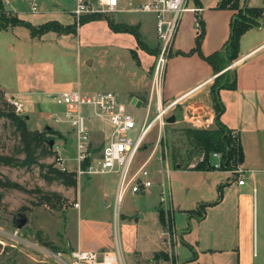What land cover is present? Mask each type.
<instances>
[{
  "label": "crops",
  "instance_id": "obj_1",
  "mask_svg": "<svg viewBox=\"0 0 264 264\" xmlns=\"http://www.w3.org/2000/svg\"><path fill=\"white\" fill-rule=\"evenodd\" d=\"M3 1L6 11L34 26L48 21H55L64 26L75 23L71 14L74 0L72 6L67 0ZM14 1H18L17 4L20 7L12 6L11 3ZM33 2L37 5V11L31 10ZM219 2L220 0L188 1L190 7H201L202 11L197 13L187 10L183 13L172 54L165 66L160 90L163 102H171L185 95L181 102L189 101L190 109H196L210 117L213 120V127L216 113L209 95L205 97L208 99L206 102L198 101L195 96L199 90L212 83L216 76L214 69L198 53L184 55L179 52L187 53L196 46L198 30L195 21L197 17L205 24V36L201 46L203 54L210 55L223 48L230 37L231 23L237 10L219 8ZM122 3L125 1L122 0ZM20 4H23V7ZM63 4L70 5V7L63 6ZM240 5L264 7V0H240ZM147 21L149 22L150 19L143 21L130 17L129 19H115L114 22L137 25L144 42L151 49H155L159 42L156 46H152L146 40L148 36H151L150 23ZM88 24H92L86 32L89 40L82 42L80 34ZM154 29L156 30V19ZM132 35L129 32L111 30L104 18L90 20L77 26L75 33L48 31L33 37L29 29L22 25L2 29L0 30L2 62H0V94L4 98L17 97L23 105H36L35 100L39 99L38 93L50 96L60 90L75 88L73 84L67 82V79L56 76L51 60H47L46 56L39 57L38 53L50 50L59 56H66L78 51V45L81 43L84 45L100 43V45L123 46L136 51L139 62L136 58L134 59L140 70V73L136 74L141 86L135 93L143 92L147 101L150 98L151 80L157 55L140 48L136 37ZM76 56L79 59L78 53ZM10 60L13 65L8 73L6 62ZM231 65L225 70H236L237 86L235 89L220 91V98L225 106L221 121L228 128L236 131L240 137L244 150V161L240 167L244 173L236 177L229 170L175 169L183 174L192 175L188 177L190 181L186 189L176 195V189L173 188L172 183V169L169 168L171 174L169 173L168 176L162 172L163 177L159 183L160 191L163 181L172 189L168 206L173 210L174 226L178 233V240L174 242L173 251L176 253L179 264H264V16L259 27L250 28L241 37L240 56ZM131 97H133L131 101L137 99L138 104L142 106L144 96H141L142 99H140V94H133ZM101 131L99 128L97 133L90 135V154L96 160L100 156L102 147L109 140L108 138L106 141ZM97 149L100 152L95 157L92 154ZM112 174L116 173L96 174L93 175L94 178H88L89 185L96 191V197L101 203L102 210H110V219H104V216L99 213L89 218L86 223L88 226L85 225L87 228L84 227V234L85 239L88 236L91 243L83 240L81 230H78V236L70 241L74 249L106 252L116 248V242L113 245L114 235H111V231L115 226L119 233L117 227L120 226L121 220L117 222L113 220L110 205L116 186V177L113 178L110 198L104 190V179L100 177ZM239 179H244V184L240 185ZM151 187L131 193L132 195L145 194ZM160 191L158 202L155 205L159 219L162 210ZM76 199L79 206L72 205V208L77 211L78 226L83 223V218L79 216L82 203L78 194ZM97 206L95 204L94 207ZM200 206L203 207L200 216L188 213L189 210L200 209ZM97 211H100V208ZM123 216L128 217L124 214ZM137 218L145 219V216L139 214ZM160 224L164 230L161 221ZM80 227L82 229V225ZM159 238L161 246L154 253L164 252L163 231H160ZM120 247L123 250L121 238ZM127 250L132 253L137 252L130 246ZM179 252L183 254V258L179 256ZM137 253H140L141 257L146 256L143 252ZM139 262L140 259L137 263Z\"/></svg>",
  "mask_w": 264,
  "mask_h": 264
},
{
  "label": "rangeland",
  "instance_id": "obj_2",
  "mask_svg": "<svg viewBox=\"0 0 264 264\" xmlns=\"http://www.w3.org/2000/svg\"><path fill=\"white\" fill-rule=\"evenodd\" d=\"M67 1H69L70 5L73 4V0ZM124 1L128 2L129 0ZM17 3L19 2L14 1L11 4L12 6H19ZM20 5L23 7V4ZM70 5L63 4V6L68 7ZM5 15L9 16V14ZM108 16L112 17L114 21L115 19H129L130 17L142 19L143 21L150 19L147 22L150 23L151 36H148L146 40L152 46L158 44L159 40L154 29V14L134 12L114 13ZM91 26L92 24H88L82 29V33L80 34L82 42L89 40L86 32ZM77 53L79 59H77ZM38 56H46L47 60H51L53 72L56 76L67 79L68 83L73 84L75 88L77 87L83 92L112 91L119 96L126 103L128 110L135 116L137 126L129 135L133 139L137 137L144 123L149 100L146 101L143 92L135 93L141 86L137 78L140 70L131 49L113 44L100 45V43H90L84 45L81 43L78 45V51H74L66 56H59L50 50L40 51ZM6 65L7 72L10 73L13 62L11 60L7 61ZM211 85L212 83L206 88L199 90L195 99L206 102L208 99L205 97L209 95L212 101ZM133 94H140V99L144 96L142 106L132 104L131 100L133 97L131 96ZM38 95L39 99L35 100L36 105L25 104L23 110L18 115L25 116L26 125L31 132H37L48 140L53 139L52 153L42 155V146L39 145L35 152V156L37 157L36 163L21 165L19 163L6 164L0 162V264H63L53 258L50 252H59V256L63 260H68V253L75 250L70 241H73L78 236V230H81L82 238L83 240L85 239L84 233L85 228H87L85 225L88 226L86 223H88L89 218L99 213L101 216H104V219H110V210H102L94 187L88 183V178H94L95 176L83 175L79 178L74 176L76 178V186L74 187H67L54 177L51 166L58 169L55 161L57 148L60 149L62 157L66 159V164L69 168L67 172H71L73 167L76 166V140L74 131L69 123L54 121L53 119L54 117L63 118L61 113L63 106L56 104L49 94L38 93ZM154 101L155 99L151 105L147 122L155 116L156 108ZM168 103L166 101L163 102V106H166ZM189 110V101L186 100L179 102L170 109L168 117L176 115V122L168 123L167 117L161 137L159 126L155 124L137 151L133 166L134 168L140 167L146 160L150 159L148 169L151 171L154 185L145 194L132 195L131 191H129L124 199L121 208V222L117 230L120 233L126 264H179L178 258L177 263L173 262L168 244L164 245V252L168 257H155L156 253L154 252L161 246L159 234L160 231H163L155 205L158 202L159 183L163 177L162 168L172 169V183L173 188L176 189V195L181 194L186 189L190 181L188 177L192 176L190 174H183L180 170H175L180 168H173L170 158H164L165 154L163 155L162 151L166 144L168 155L170 156V145L168 143L170 144L172 141L177 142L181 146L179 141L182 140V136L177 129L185 127L194 128L190 122L185 121V115ZM0 111H4L5 113L13 111L16 113L6 103L5 98L1 94ZM84 113L90 117V120L87 121L90 135L95 132L97 133V129L101 128V132L107 141L112 130L111 125L93 116L89 109H84ZM49 129H52V132L46 131H49ZM21 143L15 123L9 117L0 115V156L11 157L15 161H21L25 157V151L22 150ZM99 152L98 149L94 150L92 155L96 157ZM196 158L194 157L193 160L196 161ZM216 160L218 161L219 159L214 158L212 154L211 161ZM239 166L237 165L229 171ZM212 169L216 168L212 166ZM100 177L104 179V190L108 198H110L109 193L112 190L113 178L116 177L117 180V174L101 175ZM7 182L17 183L19 187L9 186ZM77 194L82 203L79 216L83 218V223L78 226L77 211L72 208V205L78 202L76 199ZM95 204L98 206L94 207ZM99 208L100 211H97ZM161 208L165 214L168 213L162 206ZM21 211L27 213L28 223L23 228L16 230L14 227L9 226L7 221L10 219L11 213ZM138 211H140L139 214L145 216V219L137 218V215H139ZM123 214L128 217H124ZM115 231L116 228L114 226L111 231L112 236ZM176 236H178L177 229ZM113 238L114 245L115 237L113 236ZM176 238H174V241H176ZM85 241L91 243L88 236H86ZM128 246L137 252H143L146 256L141 257L140 253L137 252L132 253L130 251V253L127 250ZM160 253L162 251L158 252V254ZM179 256L183 258L181 252H179ZM139 259L140 262L137 263Z\"/></svg>",
  "mask_w": 264,
  "mask_h": 264
},
{
  "label": "built area",
  "instance_id": "obj_3",
  "mask_svg": "<svg viewBox=\"0 0 264 264\" xmlns=\"http://www.w3.org/2000/svg\"><path fill=\"white\" fill-rule=\"evenodd\" d=\"M189 0H142L135 2L129 0L122 3V0H74V6L71 14L74 18L76 26L80 24V18L83 15H112L121 12H145L152 13L156 19V33L159 40L160 52L157 55L154 73L151 80V92L147 105V113L144 123L140 128V132L135 139L129 133L136 129L137 123L135 116L127 108V105L112 91H100L95 93H87L79 88L68 90H60L52 95V100L56 104L63 106L62 119L54 117V121H64L69 123L74 131L76 140V166L73 167L77 178L83 175H96L115 172L117 174L116 186L111 201V209L113 220L115 222L121 219V208L123 206L126 194L138 192L141 189L153 186L154 181L151 177V171L148 169L150 159L146 160L140 167L134 168V160L137 151L142 146L143 141L150 129L158 124L160 137L162 135L166 118L169 115V110L176 106L185 97L182 96L169 102L163 106L160 90L165 72V66L168 58L172 54L174 41L178 32L182 15L187 10L201 12V7H190ZM31 10L37 11L35 2L31 4ZM196 29L201 31L200 18L195 21ZM232 65L228 66L230 68ZM156 97L155 116L147 122L150 115L151 105ZM6 103L14 109L18 114L23 110V103L17 97L5 98ZM132 104L138 106L137 99L131 101ZM84 109H89L91 114L103 121L109 123L112 127L108 142L102 147L99 158L96 160L90 154V131L87 126V121L90 117L84 113ZM185 121L190 122L194 128H212L213 120L207 117L202 112L196 109H190L185 115ZM233 131V134H236ZM161 141V139H160ZM217 161H212V166L216 169L221 168L222 154L219 152L212 153ZM163 159V158H162ZM88 160L86 165L83 163ZM57 167L61 171H69L64 159L57 148L55 157ZM194 166V164H192ZM221 170V169H220ZM166 176L169 175V168L163 170ZM231 172L236 177L243 175L244 170L239 166ZM244 179H239L240 185L244 184ZM172 195L171 187L162 182L160 191V202L168 213L166 215V226L163 230L164 243L169 245L171 255L173 252V242L178 240L176 236V228L171 220L173 210L168 206ZM74 207H78L79 203L75 202ZM172 212V214H170ZM17 230V229H16ZM116 248L113 251L96 252L92 250H72L68 260H63L58 253H51V256L63 264H126L124 252L120 247L119 233L114 234ZM177 237V238H176ZM176 238V241H174ZM48 254V253H47Z\"/></svg>",
  "mask_w": 264,
  "mask_h": 264
},
{
  "label": "trees",
  "instance_id": "obj_4",
  "mask_svg": "<svg viewBox=\"0 0 264 264\" xmlns=\"http://www.w3.org/2000/svg\"><path fill=\"white\" fill-rule=\"evenodd\" d=\"M219 8H232L236 9L232 23L231 33L228 41L224 44L223 48L213 52L210 55H204L201 46L205 36V24L201 22V31L196 36V46L189 52H179L184 55H191L198 53L202 58L208 61L215 72V77L211 85V96L213 106L215 110V125L212 128H192L185 127L177 129L180 131L182 140L177 142H170V156L168 155V148L166 144L162 149L164 158H170V163L173 168L180 169H195V170H212L211 156L213 152H219L222 154L221 170H230L233 167L240 165L244 161V150L238 133L233 134L232 129L228 128L222 121L221 115L224 112L225 106L220 98V91L222 89H235L237 86V75L235 69H227L240 56V40L241 37L252 27L260 26L264 16V7H249L241 6L240 0H220L218 4ZM6 11L4 8V1L0 0V30L9 26L22 25L29 29L31 36H40L48 31H55L57 33H75L77 26L75 23L72 25H61L55 21H48L39 26H34L29 22L22 21L15 17L11 12ZM5 14H9L6 16ZM104 18L110 29L115 32H129L132 33L138 42V46L149 53L158 55L160 52L159 45L155 49H151L143 40L142 34L139 31L137 25H129L127 23H116L113 18L108 15L94 14L83 15L80 18V24L88 22L90 20H96ZM132 55L137 59L136 51L132 50ZM139 62V61H138ZM0 115L9 117L14 123L19 132L22 150L25 151V157L21 161H15L11 157L0 156V162L10 164L19 163L21 165H31L37 162L35 156L36 148L42 146V155L51 154L52 147L49 146V140L43 135L37 132H31L27 125L25 116L18 115L13 111L5 113L0 111ZM173 130V131H177ZM52 132V129L46 130ZM165 150V151H164ZM167 153V154H166ZM194 157L196 161L193 160ZM86 160L83 165H86ZM194 164V166H192ZM51 170L54 173V177L61 181L67 187L76 186V178L74 172L61 171L51 166ZM9 186L19 187L17 183L7 182ZM189 210L190 215L200 216L201 209ZM169 220L174 224V216ZM160 221L163 226H166V215L160 211ZM174 250V245H173ZM174 252V251H173ZM172 252V260L177 263L176 253ZM168 255L165 252L160 254L156 253L155 257Z\"/></svg>",
  "mask_w": 264,
  "mask_h": 264
},
{
  "label": "water",
  "instance_id": "obj_5",
  "mask_svg": "<svg viewBox=\"0 0 264 264\" xmlns=\"http://www.w3.org/2000/svg\"><path fill=\"white\" fill-rule=\"evenodd\" d=\"M230 66V65H229ZM135 101V100H134ZM140 106V104H138ZM168 123L176 122V115H171L167 118ZM53 139L49 140L50 148L53 146ZM8 225L14 227L15 229H21L28 223V215L26 212H13L11 213V219L7 221Z\"/></svg>",
  "mask_w": 264,
  "mask_h": 264
},
{
  "label": "flooded vegetation",
  "instance_id": "obj_6",
  "mask_svg": "<svg viewBox=\"0 0 264 264\" xmlns=\"http://www.w3.org/2000/svg\"><path fill=\"white\" fill-rule=\"evenodd\" d=\"M10 219H11V215H10ZM10 219H9V220H10Z\"/></svg>",
  "mask_w": 264,
  "mask_h": 264
}]
</instances>
